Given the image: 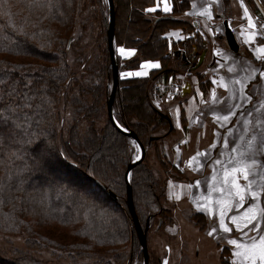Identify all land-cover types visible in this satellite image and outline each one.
Listing matches in <instances>:
<instances>
[{
	"label": "trees",
	"instance_id": "1",
	"mask_svg": "<svg viewBox=\"0 0 264 264\" xmlns=\"http://www.w3.org/2000/svg\"><path fill=\"white\" fill-rule=\"evenodd\" d=\"M80 1L0 0V78L23 75L37 89L33 107L26 110L27 117H20L23 123L17 130L19 135L0 141V233L17 234L24 230L40 238L44 235L47 245L60 250L68 247L79 257L96 259L92 264H112V261L143 264L125 202L124 174L127 165L137 159V144L110 123L107 110L100 133L95 128L97 118L102 115L99 102L103 98V81L112 82L106 2L95 0L105 30L100 64L89 66V75L82 77L66 62V44L77 24ZM112 1L114 47L134 50V57L129 60L120 61L115 55L118 84L112 115L120 128L136 134L145 149L144 159L128 177L134 210L144 228L147 218L150 222L158 217L164 223L165 214L160 203L164 193L162 181L146 164V149L152 146L155 156L168 167L157 149L160 139L152 136L168 129L166 119L151 105L153 85L161 76L187 72L188 66L182 60L166 56L168 43L164 35L173 29L183 32L193 29L190 23L176 18L190 8L191 0H170L172 10L166 14L149 12L157 0ZM245 1L257 12L253 0ZM255 1L264 9V0ZM133 33L145 37L154 33L155 38L147 44L136 43ZM204 43V37L198 35L181 46L190 51L191 45H195L200 53L204 51ZM172 46L175 49L177 45ZM143 61L158 62L160 68L145 77L120 78L123 70H136ZM202 80L198 75V87L205 91ZM63 105L74 119L61 132L62 137L58 125L59 107ZM81 123L85 124L84 130ZM179 123L185 129V112L181 106ZM170 170L174 172L175 168ZM171 175L169 170H164L163 176ZM203 220L201 214L194 216L201 229ZM52 225L60 231L58 238L37 230L39 226ZM32 240L26 242L28 249L34 248ZM68 240L81 242L68 245ZM121 242H129L128 254L114 253ZM28 249L13 248L7 254L0 251V264H44ZM109 253L114 259L108 260Z\"/></svg>",
	"mask_w": 264,
	"mask_h": 264
},
{
	"label": "rangeland",
	"instance_id": "2",
	"mask_svg": "<svg viewBox=\"0 0 264 264\" xmlns=\"http://www.w3.org/2000/svg\"><path fill=\"white\" fill-rule=\"evenodd\" d=\"M102 1L103 4L107 3V0ZM195 1L199 6L204 5V7L206 3L208 5L214 3L218 7L217 11L221 10V0ZM233 1L235 7L233 17L237 18V14L242 19L244 17L243 23L246 26L245 28L243 26L236 28L240 23L237 22V19L234 21L231 18L233 25L231 28H236L235 35L238 39L243 36L249 38L248 34L253 33L255 27H260L264 45V27L262 29L264 22L259 24L255 19L256 15L249 2ZM80 4L76 27L66 44V62L77 75L87 77L89 75L87 68L95 67V62L99 65V59H102L101 53L105 49V30L104 26L103 28L101 26L100 9L95 0H81ZM255 4H257L258 12L264 15V9L258 2ZM245 8L248 9V16L255 24L253 29L247 23L248 17L244 14ZM189 19L194 21V18ZM210 30H208V34L211 36L210 40H214L218 32L216 28ZM150 35L145 37L133 33L132 38L136 43L147 44L155 38L154 33ZM52 52L55 53V47ZM117 57L120 61L123 60L120 55ZM212 57L215 60L213 63L216 64L213 65L215 66V76L211 79L212 86L205 96H201L202 93L195 81L191 83L182 79L179 85L171 81H156L153 85L155 92L151 97V105L158 112L171 118L173 131L168 133L169 129L165 128L152 134L154 138L160 139L156 144L157 149L158 152H161L160 158L165 160L169 167L163 165L159 157L155 156L152 146L146 149V164L151 168L155 177L162 181L164 193L160 203L165 212L164 223L161 218L156 217L150 222L147 218L143 225V227L146 224L148 226L146 233L148 264H233L234 258L231 254L233 246L228 245L227 241L234 236L233 233H224L220 229V208L216 201L221 198L222 193L214 189L223 187L224 169L235 167V162L242 160L250 168L249 178L253 181V188L264 192V106H262L264 105V77L259 76V73L264 71V66L261 69L245 61L242 55L229 51L218 55V52L213 50ZM127 71L123 70L119 73L121 79L125 77ZM256 76L259 77L257 83L254 81ZM185 82L189 86L186 85L188 88L186 94H182L179 88L181 86L185 88ZM103 84V98L99 102L102 115L100 113L98 120L95 119V128L98 133L105 125L106 104L112 87V82L105 79ZM173 85H176L178 89L176 92L174 91V95L170 96L172 92L170 86ZM179 104L186 111L185 117L188 120L186 131L181 130L179 121H177V106ZM229 108L232 112L230 116ZM224 116H229L227 121L222 119ZM59 118L61 119L60 125H58L59 133L63 137L61 132L71 125L74 116L68 107L63 105L59 107ZM84 128L85 124L81 129L84 130ZM249 142H251V146H249ZM233 148L237 151H232ZM137 151L139 153L138 146ZM218 160L220 163H217ZM253 160L256 161L255 164H252ZM170 165H177V173L170 170ZM165 169L169 170L172 175L163 176ZM49 178L50 176L46 180ZM198 181L199 183H197ZM239 182L241 185L247 183L243 177L239 178ZM209 195L212 197L211 212L199 209L198 204L206 203L201 197ZM262 201H264V197L255 203L258 207H264ZM247 207L248 205L245 204L243 210H246ZM196 214H201L204 217L203 229L200 224H196L194 221ZM242 214L241 208L234 207L224 217L225 223L234 228L236 237L239 236V232L235 230L231 217H239ZM213 228L216 229V232L209 235L208 233L212 232ZM37 230L39 233L53 235L56 238L60 232L53 225L39 226ZM41 237L43 238L33 234L29 235L24 230H20L17 234L0 233V251L7 254L13 248L27 250V240L33 239L34 248L28 250L44 264H92L96 260L79 257L68 247L60 250L49 246L46 237L44 235ZM220 237H224V239L221 240ZM74 242L76 244L81 241L70 240L68 245L74 244ZM116 248L115 254H128L130 244L121 242ZM108 255V260L114 259L113 254L109 253ZM112 264H116V262L112 261Z\"/></svg>",
	"mask_w": 264,
	"mask_h": 264
},
{
	"label": "snow or ice",
	"instance_id": "3",
	"mask_svg": "<svg viewBox=\"0 0 264 264\" xmlns=\"http://www.w3.org/2000/svg\"><path fill=\"white\" fill-rule=\"evenodd\" d=\"M210 8V4L205 6L201 13L202 15H207L209 19L212 18ZM149 11H155V9H149ZM164 11H171V8L167 5V0H165ZM244 14L248 17L249 26L254 28L255 24L252 22V18L248 16L247 8L244 9ZM248 35L249 39H251L256 33L253 32ZM119 51L123 54L125 50L120 48ZM259 51L264 54V47H261ZM146 64L152 68L160 67L158 62L147 61ZM135 74L137 76H146L148 73L139 71ZM128 75L130 76L132 73H128ZM4 76H8L7 71H5ZM259 76L264 77V71L260 72ZM36 91L37 89L33 87V81L25 79L23 75L8 79L0 78V141L19 135L17 130L23 123L20 117H27L26 110L33 107L32 102L35 99ZM248 98L251 99V97ZM228 113L229 116L232 115L230 108ZM229 116H224L222 119L227 121ZM249 146H251V142H249ZM232 151L235 152L237 150L233 148ZM137 159L139 160L140 157L137 156ZM217 163H220V161L218 160ZM255 163L256 161L253 160L252 164ZM235 164V167L224 169L223 187L214 189L222 193L221 198L216 201L220 208L219 226L224 233H233L234 238H230L227 241L228 245L233 246V249H231V254L234 258L233 264H264V207H258L255 203V201L264 197V192L253 188V181L249 178L250 168L247 164L242 160L236 161ZM240 177H243L244 181L247 182L245 185H241L239 182ZM201 199L205 200L206 203L198 204L197 207L211 212V195L201 197ZM245 204L248 207L243 210ZM234 207L241 208L243 211L242 216L231 217L235 230L239 232L238 237L235 236L234 228L229 227L224 221V217ZM213 232H216L215 228L208 234L212 235ZM220 239L223 240L224 237H220Z\"/></svg>",
	"mask_w": 264,
	"mask_h": 264
},
{
	"label": "flooded vegetation",
	"instance_id": "4",
	"mask_svg": "<svg viewBox=\"0 0 264 264\" xmlns=\"http://www.w3.org/2000/svg\"><path fill=\"white\" fill-rule=\"evenodd\" d=\"M221 1H222L221 2V10L219 12L217 11L218 7L214 3L210 4L211 5L210 11H211V16H212L211 19H209L206 15L202 16L201 13L198 15L196 14L197 11L195 10V4H196L195 0H191L190 8L185 13L176 17L182 21L190 23L192 25L193 29L191 31H188V32H183V30H181V29H173V30H179L183 36V39L178 40V41L169 42V40L165 37V35L169 31L167 33H165L164 37L166 38L167 43H168V52H167L166 56L168 58H174L176 56L177 58L182 60L184 62V64H186L188 66V69H187V72H176V73H173L171 75H168V77H166V78L161 76L156 81H161V82L162 81H165V82L171 81V82H175V84L179 85L180 82L182 81V79H184V80L190 81L191 83L195 81V83L197 84V87H198V75H200L203 78L202 83L206 84V85H205V91H202L199 87H198V89L202 93L201 96H205L207 94L209 88L212 86L211 79L215 76V71H214L215 66H213V65H216V64H214L215 60L212 57L213 50L218 52V55H222V54L226 53V51L232 52L229 49V47H228V45L224 39V26H223L224 21H226L229 29L233 33V36H234V38L237 42V45H238V51L234 54L242 55V57H243V59H245V61L251 63L252 65L258 66L261 69L263 68V66H264V54L259 55L258 51H257V47L263 45V36L260 35L261 28L260 27L254 28V33H256V35L254 36V43H252V44H251V42H248V44H246L245 40L243 38L238 39L237 35H235V32H236L235 30H236V28H238L240 26H243L244 28L246 27V26H244V23H243L245 21V18L243 17V19H244V21H243V19L241 17H238L239 16L238 14H237V18L233 17L234 13H235L234 12L235 7H234V1L233 0H221ZM241 1H245V0H238V2H241ZM253 1L256 2L255 0H253ZM230 7H231V9H230ZM229 13L231 16L229 15ZM254 14L256 15L255 19H257L259 24L264 22L263 21L264 15L258 12V8H257V12L254 10ZM189 18H194V21L190 20ZM231 18H233L234 21L237 19L238 20L237 22L240 23L239 26H237L235 29L231 28V25H232ZM201 20L206 21L205 26H202V24H200ZM215 25H217V26L219 25V26L216 27ZM214 28H216V31L218 30L217 31L218 35L216 36V38H214L212 33H211V35L215 41L210 40L211 36H210V34H208V30L214 29ZM262 29H263V27H262ZM210 32H211V30H210ZM198 35H202L205 39L204 51H202L200 53L197 52V48L195 45H191L190 51H187L185 49V47L181 46L185 43L186 40H195ZM173 44L177 45L175 49H173V46H172ZM251 50H253V51H251ZM202 53H203V58L200 61V63L198 64L200 56L202 55ZM143 62H145V61H143ZM152 62H155V61H152ZM140 66H141V64H140ZM140 66H139V68H140ZM159 68L160 67H158L155 70H158ZM189 69L192 71H189ZM254 81H255V83H257L259 81V77L256 76ZM182 85H184V84H182ZM186 85L189 86V84L186 83L185 88H182V86L179 88L181 90L180 93L182 92V94H186V92L188 90ZM170 87L172 88V92H171L170 96H172V95H174V93L177 91L178 88L176 87V85H173ZM154 92H155V90L153 89V93ZM166 92L168 93V91H166ZM179 106H181L184 109V107L181 104H179L177 106V109H178L177 121H179ZM177 109H176V111H177ZM184 112L186 113L185 109H184ZM160 114H162V113H160ZM165 116H167V115L165 114ZM167 117L169 118V116H167ZM185 118H186L185 129H183L179 123L182 131H186L187 126H188L187 117H185ZM169 119L171 121V118H169ZM171 129H172V121H171ZM168 167H169V165H168ZM170 167L171 168L174 167L175 168L174 173H177V165H175V166L170 165Z\"/></svg>",
	"mask_w": 264,
	"mask_h": 264
},
{
	"label": "water",
	"instance_id": "5",
	"mask_svg": "<svg viewBox=\"0 0 264 264\" xmlns=\"http://www.w3.org/2000/svg\"><path fill=\"white\" fill-rule=\"evenodd\" d=\"M107 4H108V24H107L106 37H107V48H108L110 67H111V73H112V87H111L110 95H109L108 100H107L106 110H107V115H108V119H109L110 123L118 131L122 132L124 135L131 138L137 144L138 149H139L140 159L139 160L136 159V160L132 161L131 163H129L126 167V171L124 174V179L126 182V199H125L126 201L125 202H126V206L128 208V211H129V214H130V217H131V220L133 223V227L135 229L140 247H141L142 256H143V264H148V252H147V245H146V233L148 230V226L146 224V226L144 228H142V226L139 223V220H138L137 215L135 213L133 202H132L131 187H130L129 182H128V177H129L131 170L136 165L140 164L142 162V160L144 159L145 149H144L143 145L141 144V142L138 140V138L134 132L128 131V130H123L122 128H120L115 123V121L113 119L112 105H113V101H114L116 87L118 84V66H117V63L115 60L114 43H113V36H114V6H113V1L107 0ZM223 26H224V39H225L229 49L233 53H236L238 51V45H237V42L233 36V33L229 29L226 21L223 22ZM202 58H203V53L200 56L198 64L200 63ZM160 115L166 119L168 126H169V131H170V129H171L170 119L165 115H162V114H160ZM102 188L104 189V187H102Z\"/></svg>",
	"mask_w": 264,
	"mask_h": 264
},
{
	"label": "crops",
	"instance_id": "6",
	"mask_svg": "<svg viewBox=\"0 0 264 264\" xmlns=\"http://www.w3.org/2000/svg\"><path fill=\"white\" fill-rule=\"evenodd\" d=\"M167 5L172 10V2L170 0H167ZM205 6H207V3L205 4ZM164 7H165V0H157L155 5L151 9H155V11H160V12L165 13V14L171 12V11L170 12H165L164 11ZM203 9H204V5L199 6V4L196 2V4H195V10L197 11L196 14L198 15V14L202 13ZM149 12H154V11H149ZM202 16H205V15H202ZM200 24H202V26H205L206 25V21L201 20ZM165 37L169 40V42L178 41V40L183 39V36H182V34H181V32L179 30H171L165 35ZM243 39L245 40L246 44H248V42H251V44L254 43V36H253L252 40H250L247 36H243ZM261 47H264V45H261V46L257 47V51H258L259 55H262V53H260V51H259V49ZM120 48H123V47H115L114 52H115L116 56L120 55L121 56L120 58L123 59V60H128V59L133 58L134 51H132L131 49L123 48L125 51H124L123 54H121V52L119 51ZM251 51H253V50H251ZM146 62L147 61L142 62L140 68H138L137 70L127 71L125 73V77L123 79L145 77V76H137L135 73L139 72V71H143V72H147L148 73V72H150L152 70L157 69V68L150 67L148 64H146ZM153 63H156V62H153ZM142 65H143V67H142ZM128 73H132V75L129 76Z\"/></svg>",
	"mask_w": 264,
	"mask_h": 264
}]
</instances>
